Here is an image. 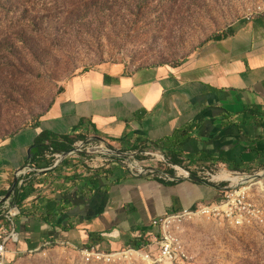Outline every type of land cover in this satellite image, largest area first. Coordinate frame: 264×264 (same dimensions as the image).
Instances as JSON below:
<instances>
[{
  "label": "crops",
  "instance_id": "crops-1",
  "mask_svg": "<svg viewBox=\"0 0 264 264\" xmlns=\"http://www.w3.org/2000/svg\"><path fill=\"white\" fill-rule=\"evenodd\" d=\"M43 131L62 145L91 138L121 152L117 161L123 153H135L142 163L151 160L149 153H160L165 159L176 153L183 162L180 167L187 170L263 167L264 14L241 20L228 37L207 44L180 67L127 72L121 65H109L72 77L37 128L22 131L0 146L4 197L17 181L14 173L29 163L27 148ZM177 133L181 141L175 138ZM50 165L45 160L31 163L33 170L19 177L26 182L16 185L9 196L20 210L13 221L20 249L67 242L117 251L128 236L144 235L152 220L177 209V182L169 185L151 176L130 175L122 168L113 171L119 183L108 185V192L103 189L97 198L100 206L109 197L102 213L90 218L95 197L94 192L86 193L85 184L94 174L102 175V181L110 175L72 158L45 169ZM203 189L206 199L215 196L214 189ZM72 210L74 215L64 219ZM48 213L55 214V221L63 215L71 230L46 222Z\"/></svg>",
  "mask_w": 264,
  "mask_h": 264
},
{
  "label": "rangeland",
  "instance_id": "rangeland-1",
  "mask_svg": "<svg viewBox=\"0 0 264 264\" xmlns=\"http://www.w3.org/2000/svg\"><path fill=\"white\" fill-rule=\"evenodd\" d=\"M263 5L264 0H0V146L36 126L77 74L109 65H121L127 72L180 67L207 44L228 37L235 24ZM148 157L151 160L142 163L134 156L138 167L129 160L107 169L125 168L130 175L152 178L158 174L155 170L167 171L164 162ZM214 170L215 176L235 171L225 165ZM179 172L174 170L173 176ZM174 182L177 209L209 202L219 192L206 199V185L185 178ZM253 193L264 207V193ZM4 194L0 190V196ZM178 236L188 259L177 264H264V227L234 229L200 218L183 224ZM145 237L152 244V237ZM131 239L128 236L123 248L131 247ZM7 248L6 264H102L84 261L78 250L61 242L28 249L9 243Z\"/></svg>",
  "mask_w": 264,
  "mask_h": 264
},
{
  "label": "built area",
  "instance_id": "built-area-1",
  "mask_svg": "<svg viewBox=\"0 0 264 264\" xmlns=\"http://www.w3.org/2000/svg\"><path fill=\"white\" fill-rule=\"evenodd\" d=\"M254 11L247 19H252L255 16L264 14V5L257 7ZM69 151V155L64 160L67 158L82 160L83 165L87 166L92 171L101 168H109V166L118 162L117 158L121 155L118 151L109 148L103 143H95L91 138L78 140ZM63 154L64 152H58L53 150L52 147H48L41 154L37 155L36 159L49 160L51 165L45 168L49 169L55 164L64 161L61 162ZM149 154L151 156L154 155V158H156L158 162H164L167 168L179 171L181 170L180 168H182L168 163L164 155H159L160 153ZM126 155L128 159L122 158L121 162L124 163L130 160L131 163L136 164V167L139 166L138 163L132 159L136 156L135 153H127ZM218 166L214 167V169ZM214 169L209 170L203 167H196L192 170H185L190 174L195 172V176L213 184L211 180H216L213 178L218 174ZM32 170L31 163L17 170L14 173L17 177L16 185L21 186L24 184L26 182L25 178L22 177L19 181V177L25 176L27 172ZM152 170L154 169H151V171ZM259 170L260 171L257 172L258 170L255 169L251 174L233 171L232 173L234 175L243 177L244 179L238 183L223 180L222 182L229 183L227 186H225V184H220V186L214 184L219 188L218 191L220 196L218 199L210 202H196L188 208H182L152 220L150 226L156 228V230L146 234V236L152 237V244L149 243L142 249L137 250L129 247L117 251H104L97 246L78 247L67 242H61V244L74 247V249L79 251L80 256L86 262L102 264H117L134 260H141L150 264H177L179 261L183 262L188 259V256L179 239L178 233L182 225L187 222L203 218L220 221L224 224L226 223L234 227V229L264 227V207L261 206L260 201L258 202L256 195L253 193V191L264 193V189H262V186H264V168ZM156 171L158 172L156 178L166 182H174L177 181V179H187L188 177L187 173L183 170H181L183 173L179 172V174L174 176L165 170H155V172ZM141 172L142 171L138 170V173ZM206 174L212 177V179H207L202 176ZM10 195L7 197L0 196V219L3 220L0 224V264H6L5 254L8 251L7 245L9 243L17 244L20 239V235L15 230L13 224L14 218L20 214V210L16 204L11 202Z\"/></svg>",
  "mask_w": 264,
  "mask_h": 264
},
{
  "label": "trees",
  "instance_id": "trees-1",
  "mask_svg": "<svg viewBox=\"0 0 264 264\" xmlns=\"http://www.w3.org/2000/svg\"><path fill=\"white\" fill-rule=\"evenodd\" d=\"M222 38H217L215 41H221ZM38 127V124L36 126H34L33 128H37ZM180 133V132H179ZM179 134L177 133V135L175 136V138L178 140V141H181L182 140V137H178ZM61 139L65 140V141H68L69 140V137H66V136H63L61 137ZM33 145L35 146L34 147V153L32 152V157H31V160L29 161V163H36V162H39L40 160L36 159V156L41 154L45 149H47L48 147H52L53 150L55 151H58V152H66V151H69L72 149V145H66V144H60L58 143L57 141H53L52 139H50L49 135L46 133V132H41L38 134V136L35 138L34 142H33ZM179 155V154H178ZM43 160V159H42ZM166 160L168 163H171L173 165H177V166H183V162L177 157V154L175 153L174 155H167L166 157ZM27 162V161H26ZM46 164L48 163H51L49 160H45ZM47 167V166H45ZM264 167V166H263ZM230 169H233L235 171H240V168H230ZM100 170H105L104 173H107L108 175H110V177L106 178L105 181H102L101 178L102 175H96L94 174L92 177H90L87 181V183L85 184L87 186V192L86 193H91V192H94V204H93V207L95 208L90 214H88V216L91 218H94V217H97L99 216L102 211H103V208H104V204H106V200H109V197L107 196V198H105L103 201H102V204L100 206L97 205V198H100V193H102L103 189L104 191H107V187L108 185H112V184H115V182L119 183V178H116L115 177V172H113L112 170L110 169H105V168H102V169H98L96 171H100ZM123 170L125 172L126 169L123 168ZM166 170L167 172L173 174L174 171L173 169H170V168H167L166 167ZM157 179V178H155ZM163 181V180H160V182ZM176 182H167L166 184H174ZM108 192V191H107ZM106 194V193H105ZM220 196V193L217 192V198L215 199H218ZM213 199V200H215ZM102 200V199H100ZM212 201V200H211ZM210 202V201H209ZM96 207H98L96 209ZM180 209H176L174 211H178ZM172 211V212H174ZM74 210L70 211V214L66 215V217L64 219H66L68 216H72L74 215ZM49 218H43L46 222L50 223L52 226H59L61 227L64 231H69L71 230L72 226H67L65 225L64 223V219H63V215H61V217L59 218V220L55 221L53 219V217H55V214H51V213H48L47 215ZM155 230L152 226L146 228L144 231V235L138 237V238H133L130 240L129 242V246H131V248H134V249H142L143 247H145L148 243L147 241H145V236H146V232H150V231H153ZM122 248H120L119 250H121Z\"/></svg>",
  "mask_w": 264,
  "mask_h": 264
},
{
  "label": "water",
  "instance_id": "water-1",
  "mask_svg": "<svg viewBox=\"0 0 264 264\" xmlns=\"http://www.w3.org/2000/svg\"><path fill=\"white\" fill-rule=\"evenodd\" d=\"M34 145H32V146H30V147H28L27 148V151H26V160L29 162L30 160H31V157H32V153H31V151H32V149H34ZM119 152V151H118ZM69 153H70V151H66V152H64V154H63V157H62V159H61V162L69 155ZM121 153V152H120ZM121 158H123V159H128V157H127V155L125 154V153H123V155L121 156ZM59 165V163L58 164H55L52 168H54L55 166H58ZM181 170H183L185 173H187V175H188V177H187V179H189V180H191V181H194V182H197V183H200V184H203V185H206L207 187H210V188H212V189H214V190H219V188L217 187V186H215V185H213V184H211V183H209V182H207V181H205V180H203V179H201V178H199V177H197V176H195V175H193V174H190V173H188L185 169H183V168H180ZM180 179H177V181H179ZM15 186H16V182H14L13 184H12V186H11V191H13L14 190V188H15ZM10 191V192H11ZM9 192V193H10Z\"/></svg>",
  "mask_w": 264,
  "mask_h": 264
},
{
  "label": "bare ground",
  "instance_id": "bare-ground-1",
  "mask_svg": "<svg viewBox=\"0 0 264 264\" xmlns=\"http://www.w3.org/2000/svg\"><path fill=\"white\" fill-rule=\"evenodd\" d=\"M223 172H224V175L214 176L213 179L231 181L232 183H238L244 179L243 177H240L237 175H232V174H230V172H227V171H223ZM180 173H183V172L180 170ZM7 253H8V251L6 252V254ZM6 254H5V256H6Z\"/></svg>",
  "mask_w": 264,
  "mask_h": 264
}]
</instances>
